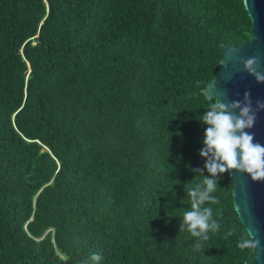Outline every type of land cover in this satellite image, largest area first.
<instances>
[{
	"label": "trees",
	"instance_id": "16d2710c",
	"mask_svg": "<svg viewBox=\"0 0 264 264\" xmlns=\"http://www.w3.org/2000/svg\"><path fill=\"white\" fill-rule=\"evenodd\" d=\"M244 1L0 0V264L253 262L230 173L205 205L219 232L201 251L180 232L205 164L196 82L251 38Z\"/></svg>",
	"mask_w": 264,
	"mask_h": 264
},
{
	"label": "clouds",
	"instance_id": "9594fccd",
	"mask_svg": "<svg viewBox=\"0 0 264 264\" xmlns=\"http://www.w3.org/2000/svg\"><path fill=\"white\" fill-rule=\"evenodd\" d=\"M242 63L244 70L254 76L257 82L264 83V73L258 70V57L244 59ZM213 82L197 81L198 91L194 93L197 96L204 95L209 102L206 112L198 119L207 125L200 156L205 160L204 169L209 175H204V169H191L202 176V181L189 186L191 181L185 185L190 209L183 212L180 222V232L187 231L196 238L194 251H201L204 242L211 238L210 234L220 230L221 225L214 218L213 208L205 205L220 204L219 198L213 194L217 191L221 174L236 170L248 174L254 182L264 181V145L254 143V134L246 131L254 126L256 112L264 110V102L258 101L256 109H253L249 92H245L243 101L225 103L221 96L209 99L206 92L214 88ZM216 214L222 216V211L217 210ZM236 235L237 230L233 227L223 238ZM237 247L241 251L257 254L260 241L248 230L239 235ZM101 259L98 253H91L89 257L92 264H99Z\"/></svg>",
	"mask_w": 264,
	"mask_h": 264
},
{
	"label": "water",
	"instance_id": "95a60500",
	"mask_svg": "<svg viewBox=\"0 0 264 264\" xmlns=\"http://www.w3.org/2000/svg\"><path fill=\"white\" fill-rule=\"evenodd\" d=\"M244 4L252 21V36L240 47L221 45V70L213 79L214 88L206 94L209 99L221 96L223 102L228 103L243 101L245 92H249L252 107L256 109L258 101L264 102V83L257 82L245 71L242 61L258 57V70L264 73V0H245ZM246 131L254 134V143L264 145V110L256 112L254 126ZM230 176L235 183L233 201L236 212L246 230H250L260 241L253 262L246 264H264V181L254 182L248 174L236 170H232Z\"/></svg>",
	"mask_w": 264,
	"mask_h": 264
}]
</instances>
